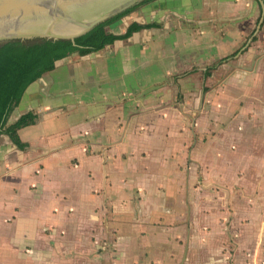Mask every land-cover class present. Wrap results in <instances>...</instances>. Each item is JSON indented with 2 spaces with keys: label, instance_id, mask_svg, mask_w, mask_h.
Masks as SVG:
<instances>
[{
  "label": "crops",
  "instance_id": "1",
  "mask_svg": "<svg viewBox=\"0 0 264 264\" xmlns=\"http://www.w3.org/2000/svg\"><path fill=\"white\" fill-rule=\"evenodd\" d=\"M57 59L0 133V264H264V0H149Z\"/></svg>",
  "mask_w": 264,
  "mask_h": 264
},
{
  "label": "trees",
  "instance_id": "2",
  "mask_svg": "<svg viewBox=\"0 0 264 264\" xmlns=\"http://www.w3.org/2000/svg\"><path fill=\"white\" fill-rule=\"evenodd\" d=\"M126 8L112 17L97 23L85 33L74 39H42L33 42L11 40L0 44V133H8L18 141L14 135L16 129L34 119L31 111L21 114L16 120L8 121L12 110L29 83L40 77L45 71L55 66V61L72 52L84 54L104 47L115 39L129 36L132 32L155 23L130 22L123 33L115 34L107 26L133 11L144 2Z\"/></svg>",
  "mask_w": 264,
  "mask_h": 264
},
{
  "label": "water",
  "instance_id": "3",
  "mask_svg": "<svg viewBox=\"0 0 264 264\" xmlns=\"http://www.w3.org/2000/svg\"><path fill=\"white\" fill-rule=\"evenodd\" d=\"M141 0H0V44L74 39Z\"/></svg>",
  "mask_w": 264,
  "mask_h": 264
}]
</instances>
